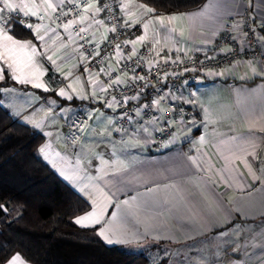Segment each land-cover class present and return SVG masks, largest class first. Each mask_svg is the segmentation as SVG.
Returning a JSON list of instances; mask_svg holds the SVG:
<instances>
[{"label":"crops","instance_id":"obj_1","mask_svg":"<svg viewBox=\"0 0 264 264\" xmlns=\"http://www.w3.org/2000/svg\"><path fill=\"white\" fill-rule=\"evenodd\" d=\"M116 1L123 26L141 23L128 49L147 50L152 64L207 56L227 27L241 37L247 8L253 21L264 25V0H211L208 9L204 6L210 0H204L194 9L170 13H147L135 0ZM25 2L38 5L37 15H12L24 26L40 25L44 39L30 29L37 55L24 71L42 73L39 82L45 87L18 82L0 61V84L6 78L13 83L0 88V105L14 121L44 136L40 157L89 204L88 212L105 209L99 224L82 228H95L106 245L142 253L151 264H264V62H236L208 72L197 85L180 88L172 99L189 107L193 117L178 127L175 140L156 149L148 128L115 132L114 110L102 103V78L117 69L121 52L107 59L100 74L83 71L77 39L55 22L82 0H51L55 11L43 0ZM86 5L69 21H77L93 45H102L110 29L101 12L94 17V9L85 13ZM172 14L187 15L167 20ZM81 16L86 17L83 22ZM159 16L166 17L163 27L156 23ZM101 20L103 24L94 22ZM140 36L145 40L133 45ZM259 38L264 51V31ZM77 111L88 121L70 144L66 132ZM101 229L119 242H107L98 234Z\"/></svg>","mask_w":264,"mask_h":264},{"label":"trees","instance_id":"obj_2","mask_svg":"<svg viewBox=\"0 0 264 264\" xmlns=\"http://www.w3.org/2000/svg\"><path fill=\"white\" fill-rule=\"evenodd\" d=\"M135 1L170 13L194 9L204 0ZM10 34L35 42L23 24H14ZM7 85H13L8 78L0 88ZM43 141L41 133L14 121L0 105V264L14 254L31 264H151L142 253L106 245L95 228L73 222L90 206L42 160Z\"/></svg>","mask_w":264,"mask_h":264},{"label":"built area","instance_id":"obj_3","mask_svg":"<svg viewBox=\"0 0 264 264\" xmlns=\"http://www.w3.org/2000/svg\"><path fill=\"white\" fill-rule=\"evenodd\" d=\"M88 3H96L100 7L110 6L101 11L110 35L102 45L95 46L91 43L89 34L82 32L80 26L73 24L69 28L71 35L77 39L78 50L81 57L83 56L81 70L100 74L107 59L118 51L116 45H120L122 59L119 66L102 78L105 88L102 103L111 105L114 110L115 132L125 129L137 132L148 128L156 149H162L175 140L178 127L193 117L189 107L172 99L180 88L197 85L208 72L226 69L236 62H264V51L259 38V33L264 31V25L253 21L249 8L244 10L241 37L233 34L227 27L214 42L207 56H186L152 64L147 60V50H139L133 56V52L128 49L125 41L129 42L136 36L141 23L123 26L116 0H82L79 7L72 4L64 10L66 15L62 13L56 16L55 22L60 28H64L63 25L79 16ZM113 28L116 31H111ZM122 76L126 79L122 80ZM116 80L120 82L113 83ZM87 121L83 112L75 113L66 132L68 143L77 142Z\"/></svg>","mask_w":264,"mask_h":264},{"label":"snow or ice","instance_id":"obj_4","mask_svg":"<svg viewBox=\"0 0 264 264\" xmlns=\"http://www.w3.org/2000/svg\"><path fill=\"white\" fill-rule=\"evenodd\" d=\"M60 4H64L65 0H58ZM69 3H72L73 0H68ZM43 4L46 5L48 9H51L55 11V7L51 0H43ZM79 4H75L74 7H79ZM109 5H103V7H98L96 3H88L86 7L84 8V12L87 13L88 11L94 9L92 12L93 17L101 12L104 9L109 8ZM140 8H144L147 13H153L154 9L151 7H146L145 5L141 4L139 6ZM212 7V3L210 0L209 4H206L204 6L205 9H208ZM122 10L124 9V5H121ZM38 11V5H36L34 2H25V0H19V3L16 2V0H0V61H3L7 67L11 68L13 71V79L17 80L18 82H24V83H32V86L35 88H42L45 87L42 83L39 82V76L42 75V73L37 72H29L28 74H25V68H29L30 65L33 63V58L37 55L36 47L31 43V41H21L19 39H15L12 34H10V31L12 30V27L14 24H24V21L22 19H18L17 16L12 15L13 13H23L24 17L36 16ZM66 15L67 13H63ZM184 15L187 14H172L167 17V20L169 21H176L178 19H181ZM195 15V14H192ZM43 17H41L42 19ZM86 19L85 16H81L80 22H83V20ZM156 23H158L161 27H163L165 23L166 17L159 16L156 17ZM77 21H69L67 24H64L63 27L65 30L69 29L74 23ZM97 24H103V21H94ZM152 23L151 20H149L147 23L143 25L145 29L148 28L149 24ZM25 27L33 30L36 34V38L39 40H43L44 37L39 35L40 31V25H37L34 29L31 24H25ZM81 31H85V29H81ZM111 31H116L115 28L111 29ZM106 38V37H105ZM264 39V38H262ZM145 40V36H140L136 41H131L133 45L137 44L138 41ZM125 43H129L128 41H125ZM116 48L119 53L120 45L117 44ZM96 55H99V52H96ZM133 56L136 55L135 50L132 53ZM49 60L52 59V57H48ZM83 59V56L81 57ZM55 63V61H53ZM87 70V69H86ZM103 71V69H101ZM255 72V69H253ZM29 76L32 78L29 79ZM0 79H3V75L0 74ZM140 79H143V77H140ZM119 80L113 81V83H119ZM71 86V85H70ZM47 90V88H45ZM59 95L63 96L65 95V92L63 89L60 90ZM71 98V97H69ZM111 106V105H109ZM203 141V137H201V142ZM43 151V149H41ZM190 161H192L193 164L196 163L195 159L191 156L188 157ZM244 163L251 169V165L248 164L247 161H244ZM110 202V201H109ZM125 204L128 202L125 201ZM3 205H0V208H3ZM105 209H100L98 212L95 208L93 211L86 213L83 216L76 217L74 219V223L81 226V227H91L95 224H99L100 220L103 218V211ZM115 216L116 214L113 213ZM102 237H104L105 240L109 243L113 242H119L114 241L108 237L106 234V229H101L98 233ZM17 262H20V264H24V262L21 260V257L19 254L14 255L11 257L10 260H6L4 264H17Z\"/></svg>","mask_w":264,"mask_h":264}]
</instances>
